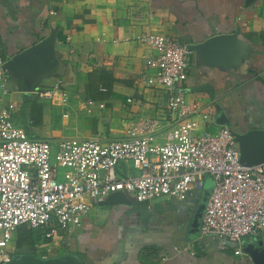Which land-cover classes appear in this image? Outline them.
<instances>
[{"label":"crops","instance_id":"1","mask_svg":"<svg viewBox=\"0 0 264 264\" xmlns=\"http://www.w3.org/2000/svg\"><path fill=\"white\" fill-rule=\"evenodd\" d=\"M52 28L57 31L61 77L41 78L37 89L28 94L21 81L5 74L8 91L0 93V102L5 94L20 95L17 109L25 114L27 101L38 97L41 124L27 130L32 137L121 138L133 121L157 117L166 103L164 94L134 83L146 68L143 55L149 48L137 39L144 32L165 34L189 45L239 29V37L251 46L246 60L221 70L199 64L192 53L180 87L189 100L215 105L217 120L211 130L220 124L239 133L264 129V0H0V58L10 59ZM109 73L115 81L110 89L100 91L98 77ZM58 79L68 93L64 104L38 96ZM88 99L94 104L88 105ZM159 124L157 141H162L164 120ZM120 169L134 171L128 163ZM203 197L204 187L184 200L135 201L145 207V214L131 211L129 203L97 201L79 226L53 239L58 245L64 237L51 255H73L81 264H254L242 247L248 242L264 246V231L245 236L239 255L228 240L200 236Z\"/></svg>","mask_w":264,"mask_h":264},{"label":"built area","instance_id":"2","mask_svg":"<svg viewBox=\"0 0 264 264\" xmlns=\"http://www.w3.org/2000/svg\"><path fill=\"white\" fill-rule=\"evenodd\" d=\"M137 39L149 52L135 86L160 90L166 103L157 117L133 121L123 137H31L13 122V103L0 108V264L15 254L14 235L22 225L43 230L42 238L53 240L79 226L92 203L111 193L123 192L136 202L184 200L201 191L207 177L211 187L200 236L228 240L239 255L245 236L264 231V162L241 163L233 129L220 124L211 130L215 105L186 97L180 85L193 51L165 34L144 32ZM4 62L0 58V90L7 93ZM38 96L58 104L68 99L61 79ZM161 119L165 134L157 141ZM125 163L134 171L122 172ZM40 246L34 250L47 257L50 248Z\"/></svg>","mask_w":264,"mask_h":264},{"label":"water","instance_id":"3","mask_svg":"<svg viewBox=\"0 0 264 264\" xmlns=\"http://www.w3.org/2000/svg\"><path fill=\"white\" fill-rule=\"evenodd\" d=\"M246 1L249 3L252 0ZM56 42L57 31L52 28L42 40L6 60L3 64L4 73L12 79L21 81L28 94L37 89L41 78L51 75L61 77L55 50ZM188 48L193 51L199 64L215 66L221 70L236 68L248 58L251 51L249 43L239 37V29L231 33L212 35L200 42L189 44ZM234 134L241 163L250 166L264 162V129L253 128L241 133L234 131ZM209 184L207 181L204 184V197L199 209L206 200ZM132 199L118 191L99 200L98 203L117 205L130 203ZM257 244L262 247L258 248L255 243L248 242L244 244L242 251L250 256L254 264H264V246L262 242ZM4 264H81V262L77 258L63 254L42 257L33 252H24L20 255L15 253L11 260Z\"/></svg>","mask_w":264,"mask_h":264},{"label":"trees","instance_id":"4","mask_svg":"<svg viewBox=\"0 0 264 264\" xmlns=\"http://www.w3.org/2000/svg\"><path fill=\"white\" fill-rule=\"evenodd\" d=\"M104 72L107 73V71H104ZM98 79L101 84L99 86L105 87L107 90L110 89V85H112L113 81H115V78L110 73L108 76H100L98 77ZM27 103H28V107L26 108L27 110L26 115L28 117L29 123H31L32 126L40 125L41 115H42V103L39 101L38 97L29 99V102L27 101ZM24 114H25V111H24ZM28 135L31 136L29 133ZM42 235H43V232H42ZM42 235L40 237L41 239H39L38 235L34 234V231L32 228H28L25 225L18 227L15 232V241H14L15 250L25 252V247L30 246V247H33V251H34L36 244L40 243L41 240H44L42 238Z\"/></svg>","mask_w":264,"mask_h":264},{"label":"rangeland","instance_id":"5","mask_svg":"<svg viewBox=\"0 0 264 264\" xmlns=\"http://www.w3.org/2000/svg\"><path fill=\"white\" fill-rule=\"evenodd\" d=\"M0 93H1V90H0ZM1 95V94H0ZM21 98H20V95H17V94H15V95H12V94H5L4 96H3V100H2V102H0V108H1V106L4 104V105H7L9 102H12L13 104H14V106H15V108H14V111H13V114H12V120H13V122H15V123H17V124H20L21 126H23L26 130H31L30 129V126H32V124L31 123H29L28 121V117H27V115L26 114H24V111L22 110V109H20L19 108V106H18V108L20 109V110H18L17 109V105H18V101L20 100ZM3 105V106H4ZM18 110V111H17ZM27 131V132H28ZM30 132V131H29ZM28 132V133H29ZM32 132L34 133V130L32 129ZM30 134V133H29ZM206 181L207 182H209L210 184L208 185V191H207V193H209V191H210V187H211V179L209 178V177H207L206 178ZM130 198V197H129ZM132 199V198H131ZM135 201H134V199H132V201L129 203V204H131V211H133V212H135V210L137 209V210H140V213L141 214H145L146 213V209H145V207H139L137 204H135L134 203ZM149 211L147 210V213H148ZM27 227V226H26ZM33 231H34V234L35 235H38V237H39V239H41L40 237H41V235H42V232H43V230H40V229H33ZM59 239V238H58ZM14 241H15V235H14ZM61 241H64V237L63 238H61L60 240H58V245H54V243H53V240H41V248H47V247H49L50 248V250H49V252H48V255H51L52 253H53V250L54 249H56V247L57 246H61V244H62V242ZM56 242V241H55ZM14 244H15V242L13 243V247H14ZM232 244V243H231ZM233 245V244H232ZM14 249H15V247H14ZM25 251L26 252H29V251H33V247H25ZM55 251V250H54ZM17 252H21V251H19V250H17ZM16 252V250H15V253H17ZM59 252H60V254L62 253L61 252V250H59ZM67 256H69V255H67ZM70 257V256H69ZM72 257H74V258H76L75 256H73L72 255Z\"/></svg>","mask_w":264,"mask_h":264},{"label":"flooded vegetation","instance_id":"6","mask_svg":"<svg viewBox=\"0 0 264 264\" xmlns=\"http://www.w3.org/2000/svg\"><path fill=\"white\" fill-rule=\"evenodd\" d=\"M16 252H17V250H16ZM29 252H32V251H29ZM21 253H24V252H17V255H20ZM33 253L37 254L35 250L33 251ZM48 256H52V255H48Z\"/></svg>","mask_w":264,"mask_h":264}]
</instances>
